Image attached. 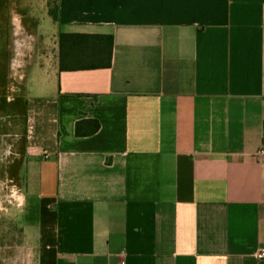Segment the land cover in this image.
<instances>
[{
	"label": "crops",
	"instance_id": "crops-1",
	"mask_svg": "<svg viewBox=\"0 0 264 264\" xmlns=\"http://www.w3.org/2000/svg\"><path fill=\"white\" fill-rule=\"evenodd\" d=\"M108 68L34 65L20 225L42 264H264V0H58ZM98 120L75 135L78 120Z\"/></svg>",
	"mask_w": 264,
	"mask_h": 264
},
{
	"label": "rangeland",
	"instance_id": "rangeland-1",
	"mask_svg": "<svg viewBox=\"0 0 264 264\" xmlns=\"http://www.w3.org/2000/svg\"><path fill=\"white\" fill-rule=\"evenodd\" d=\"M53 2L0 0V264H42L39 248L26 243L21 232L25 152L20 119L10 104L25 98L30 69L54 60L57 34L48 14Z\"/></svg>",
	"mask_w": 264,
	"mask_h": 264
},
{
	"label": "trees",
	"instance_id": "trees-1",
	"mask_svg": "<svg viewBox=\"0 0 264 264\" xmlns=\"http://www.w3.org/2000/svg\"><path fill=\"white\" fill-rule=\"evenodd\" d=\"M58 9V0H54L52 6L48 9V14L55 23L59 20ZM57 39L59 70H84L110 67L113 47V37L111 35L59 32ZM13 99L10 106L12 105L14 110H17L16 116L20 119L19 124L22 127L21 143L24 153L27 121L26 98L18 96ZM3 103H5L4 100ZM1 111H4L3 108H1ZM3 115L1 114V118ZM99 128L100 123L98 120L86 118L78 120L75 123L74 132L76 136L84 137L94 134ZM21 164H19V168L15 170L12 176L15 179H18ZM21 232H23L22 228Z\"/></svg>",
	"mask_w": 264,
	"mask_h": 264
},
{
	"label": "built area",
	"instance_id": "built-area-1",
	"mask_svg": "<svg viewBox=\"0 0 264 264\" xmlns=\"http://www.w3.org/2000/svg\"><path fill=\"white\" fill-rule=\"evenodd\" d=\"M259 154H260L261 160L264 161V146L259 150ZM257 256L259 258H263L264 257V251L261 250L260 252H258Z\"/></svg>",
	"mask_w": 264,
	"mask_h": 264
}]
</instances>
